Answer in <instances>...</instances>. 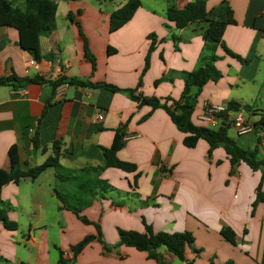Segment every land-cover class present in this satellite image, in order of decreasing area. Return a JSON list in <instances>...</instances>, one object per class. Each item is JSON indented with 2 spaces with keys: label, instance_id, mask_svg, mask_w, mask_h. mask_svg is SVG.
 Returning <instances> with one entry per match:
<instances>
[{
  "label": "crops",
  "instance_id": "obj_1",
  "mask_svg": "<svg viewBox=\"0 0 264 264\" xmlns=\"http://www.w3.org/2000/svg\"><path fill=\"white\" fill-rule=\"evenodd\" d=\"M116 1V0H111ZM193 0H179L183 9ZM225 0H207L212 10ZM236 21L224 33L226 47L246 62L228 55L221 47L216 67L223 77L209 82L196 106L193 122L205 127L197 118L206 105L236 103L249 106L246 114L256 131L229 135L243 150L258 151L264 158V0H226ZM20 8L24 0H19ZM56 5L57 29L39 40L40 55L54 53L52 61H35L22 48L20 33L10 27H0V77L40 75L48 80L76 77L92 83H107L125 90H135L142 79L138 94L159 99L179 100L184 81L156 84L169 71L191 72L197 67L204 46L202 36L194 27L177 31L174 24L155 10L144 7L117 32H110L111 15L128 0L111 10H103L86 0H52ZM82 10V14L78 11ZM167 8L165 9L166 14ZM75 14L86 35L91 52L96 56L97 69L86 59L84 40L76 23L68 20ZM164 14V15H165ZM169 26V27H168ZM175 33L183 39L179 50L170 39ZM158 38L151 55L150 68L143 75L150 49L149 35ZM117 50L108 54V48ZM35 62V65L32 63ZM51 101L47 109L46 104ZM104 115L100 121L99 116ZM42 118L41 122L39 120ZM127 134L125 147L118 152L121 161L135 164L137 171L127 173L108 168L100 176L116 192L98 197L82 215L101 226L106 243L119 242V229L145 232L144 221L156 232L188 231L195 238L197 255L186 251V261L162 250L169 264H264V201L252 215L264 170L253 171L242 163L232 172L229 157L223 148L209 156V145L201 140L196 148H187L181 133L163 110L153 111L140 106L126 94L107 89L81 88L64 85L55 91L50 84L29 85L22 90L0 88V169L9 167V150L19 148L21 162L28 168L42 165L57 148L60 164L68 170L105 165L103 149L113 144L116 131ZM38 133L37 149L32 139ZM128 137H131L127 139ZM27 169V167H25ZM136 186V188L134 187ZM59 184L54 168H49L35 180L24 179L4 186L0 195L9 203V217L18 230L9 231L0 225V264H58L59 250L66 257L71 247L88 235H97L95 225L82 223L77 216L62 210L55 189ZM129 196H127V195ZM133 195H137L134 197ZM124 202L116 206L114 201ZM148 202V205L144 203ZM229 227L237 235L236 245L226 241L220 231ZM75 264H157L146 253L121 246L105 253L103 245L93 241L78 256Z\"/></svg>",
  "mask_w": 264,
  "mask_h": 264
},
{
  "label": "trees",
  "instance_id": "obj_2",
  "mask_svg": "<svg viewBox=\"0 0 264 264\" xmlns=\"http://www.w3.org/2000/svg\"><path fill=\"white\" fill-rule=\"evenodd\" d=\"M78 2L81 0H69ZM141 0H128L127 4L115 11L110 19V32L114 33L123 28L135 16L136 12L141 8ZM56 5L52 0H24V7L20 8L14 4L13 0H0V27H10L16 29L21 36V45L32 58L40 62L42 59L52 61L55 57L54 53H49L45 57L40 55L39 40L40 38L51 37L57 29L55 12ZM82 14V10L78 11ZM68 20L76 23L80 34L84 40V51L86 59L92 64V72L97 69L96 56L91 52L89 41L82 31L80 22L75 21V14L70 12L67 16ZM166 19L169 23L174 24L177 31L194 27V34L202 36L204 46L199 56L197 67L191 72H168L164 77L157 81L160 84L164 81L173 82L176 78L184 81V90L179 100L173 98L159 99L157 97H145L138 94L139 88L142 87V79L138 88L135 90H121L116 86L107 83H92L89 80L76 77H61L58 80H48L40 75L34 77H19L12 74L8 77H0V88L8 87L13 90H22L29 85L50 84L55 91L64 85H70L81 88L107 89L114 93L126 94L140 106H149L153 111L163 109L171 118L177 129L185 134L184 145L187 148L194 149L198 143L203 140L209 145V156L218 148H223L227 153L230 164L232 166V174L240 167L242 163L247 164L253 171L264 170V158H258V151H249L241 149L237 142L230 137L229 132L232 129V121L229 113L222 116V122L219 128H209L197 126L193 122V115L198 104V99L209 82H218L222 77V73L216 67V63L221 60L217 55L219 47L224 51L242 62H246L240 56L230 51L223 40L224 33L228 26L235 25L233 10L228 1L221 2L212 10L207 8V0H193L183 9L172 5L166 11ZM169 27V26H168ZM150 49L146 57V64L143 75L150 68L151 55L156 50L158 38L155 34L149 35ZM171 39L174 41L176 50H179V44L183 39L179 35H173ZM163 39L160 42H166ZM117 50L109 47L108 54L113 55ZM52 102L48 101L42 118L45 116L47 109ZM230 111H244L249 113V106L241 107L236 103L228 105ZM42 118L39 120L41 122ZM262 120V125H263ZM257 128V127H256ZM38 133H35L32 143L38 149L37 144ZM127 134L124 129L116 131L113 144L110 148L103 149L105 165L100 167H86L77 170L65 169L60 164L61 153L56 148L55 155L50 156L42 165L28 168L21 162L18 146L14 145L9 150V167L6 170L0 169V191L10 184H18L21 180H35L45 173L49 168H54L59 184H66V193L59 187L55 189L58 199L62 203V210L74 213L77 218L86 225H95L97 235H88L81 242L71 247V257L59 250L58 264H75L78 256L93 241H98L103 245L105 253L117 250L121 246L135 248L140 252L147 254L150 260H154L157 264H169L167 258L162 251L163 249L169 254L177 257L181 261H186V251L191 249L197 255L202 250L195 247V238L192 233L185 231L180 233L156 232L153 227L144 221L145 232L125 231L119 229V242L110 246L104 240L101 226L98 223H92L82 212L90 207L93 202L100 196L105 197L107 194L116 192L121 197L123 194L113 188L108 181L100 179L101 174L108 168L120 169L127 173L137 171L135 164L121 161L118 158L120 152L126 144ZM27 167V169H25ZM136 188V186L134 185ZM127 195V194H126ZM129 196V195H127ZM137 197V195H133ZM264 201V193L262 192V182L258 187L257 199L253 203L252 215L260 203ZM116 206H123L124 202L114 201ZM148 205V202L144 203ZM11 206L5 202L0 195V225L9 231L18 230V224L9 217ZM222 237L236 245L237 235L229 227H225L220 231ZM0 263H6L0 258ZM189 264H194L193 261ZM211 264H214L213 262ZM226 264H234L229 261Z\"/></svg>",
  "mask_w": 264,
  "mask_h": 264
},
{
  "label": "built area",
  "instance_id": "obj_3",
  "mask_svg": "<svg viewBox=\"0 0 264 264\" xmlns=\"http://www.w3.org/2000/svg\"><path fill=\"white\" fill-rule=\"evenodd\" d=\"M35 65V62L32 63ZM229 113L232 121V128L235 129L236 133L240 135H246L254 133L256 127L254 124L246 118V113L244 111H230L228 105H206L204 111L198 116L197 120L209 128H219L222 122V116ZM99 120H104V115L99 116ZM131 137H128L129 139ZM71 257V255L69 256Z\"/></svg>",
  "mask_w": 264,
  "mask_h": 264
},
{
  "label": "rangeland",
  "instance_id": "obj_4",
  "mask_svg": "<svg viewBox=\"0 0 264 264\" xmlns=\"http://www.w3.org/2000/svg\"><path fill=\"white\" fill-rule=\"evenodd\" d=\"M121 1H123V0H116L115 2L111 1V0H86L87 3H89L91 5H98L103 10H106V11H111L115 7V5L118 6L121 3ZM141 1H142L145 8L155 10L156 12H158L160 14V16H162V17L164 16L165 19H166V14H165L166 8L168 9V7L172 6V5L179 7V0H141ZM13 2L17 6H20L19 0H13ZM175 35H178V33H175ZM169 40L174 42L171 39V37H170V39L167 38V41H169ZM182 42H184V41H182Z\"/></svg>",
  "mask_w": 264,
  "mask_h": 264
}]
</instances>
